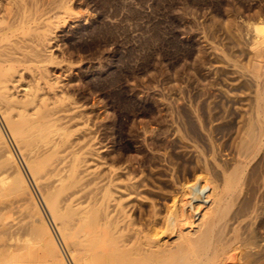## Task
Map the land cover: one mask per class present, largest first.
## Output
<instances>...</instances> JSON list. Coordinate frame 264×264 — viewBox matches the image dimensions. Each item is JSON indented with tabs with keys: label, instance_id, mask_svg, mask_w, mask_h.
I'll return each instance as SVG.
<instances>
[{
	"label": "bare ground",
	"instance_id": "bare-ground-1",
	"mask_svg": "<svg viewBox=\"0 0 264 264\" xmlns=\"http://www.w3.org/2000/svg\"><path fill=\"white\" fill-rule=\"evenodd\" d=\"M67 2L0 0V120L56 233L0 125V264H264L256 200L264 155V69L251 65L254 95L231 148L221 153L209 140L199 169L186 174L182 166L181 179L170 174L165 182L172 189L168 195L160 189L147 199L144 182L128 164H115L119 160L100 146L96 122L69 95L71 68L53 59L51 19L69 13ZM253 28L247 40L253 55L264 57V27ZM185 147L183 142L180 154L190 156ZM196 183L202 187L198 197L191 192Z\"/></svg>",
	"mask_w": 264,
	"mask_h": 264
},
{
	"label": "rangeland",
	"instance_id": "rangeland-1",
	"mask_svg": "<svg viewBox=\"0 0 264 264\" xmlns=\"http://www.w3.org/2000/svg\"><path fill=\"white\" fill-rule=\"evenodd\" d=\"M67 1L69 13L58 12L51 19L53 27L56 25L53 59L71 68L69 95L86 107L87 116L96 122L100 146L119 160L115 164H128L129 172L141 178L147 199H153V192L160 189L168 195L172 189L165 182L170 174L181 179L182 166L186 174L199 169L204 157L209 156L210 143L221 153L231 148L238 136L237 122L249 112L254 95L256 80L251 65L258 63L264 69V57L253 55L252 43L247 40L255 34L254 25L264 27V0ZM59 80L67 82L64 77ZM188 123L196 125L192 124L193 135L186 129ZM0 125L47 219L1 120ZM181 140L185 149L191 150L190 156L180 154ZM263 164L264 155L262 187L256 198L262 206L259 232L264 242ZM199 186L191 187L195 197L202 194ZM49 227L55 235L51 224Z\"/></svg>",
	"mask_w": 264,
	"mask_h": 264
}]
</instances>
